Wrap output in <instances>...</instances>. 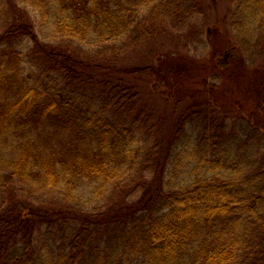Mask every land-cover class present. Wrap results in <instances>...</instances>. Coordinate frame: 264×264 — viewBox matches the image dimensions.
<instances>
[{"label": "trees", "instance_id": "trees-1", "mask_svg": "<svg viewBox=\"0 0 264 264\" xmlns=\"http://www.w3.org/2000/svg\"><path fill=\"white\" fill-rule=\"evenodd\" d=\"M230 3L240 56L224 72L239 87L257 72L263 107L264 0ZM201 9L0 0V264H264V126L210 96L153 105L130 79L144 67L101 61L125 39L193 50ZM192 158L193 179L173 181Z\"/></svg>", "mask_w": 264, "mask_h": 264}, {"label": "rangeland", "instance_id": "rangeland-1", "mask_svg": "<svg viewBox=\"0 0 264 264\" xmlns=\"http://www.w3.org/2000/svg\"><path fill=\"white\" fill-rule=\"evenodd\" d=\"M200 2L202 9L195 22L203 29V36L201 41L196 39L197 41L190 45L193 50L179 49L177 39L181 38L180 35L173 40L159 37L140 46L131 45L125 39L122 41V44L125 41L122 51L113 50L120 48L118 44L110 45V50L101 61L104 64H112L113 73L123 76H126L125 69L144 67V72L131 73L130 79L153 105L172 110L179 98L181 107H185L195 99L202 100L205 96H210L226 108H232L235 117L250 116L264 126V105L257 106V100L250 90V84L258 73L249 74L248 81H243L239 87L232 82L229 83L224 72L230 62L233 63L234 59L240 56L238 48L233 45V39L229 38V14L232 6L230 0ZM33 15L37 20L43 18L40 10H36ZM52 17L51 21L54 19V16ZM52 29L45 27L40 34L47 39L46 36L52 35ZM116 52L119 54L116 55ZM259 67V73L261 71L264 73V61ZM147 69L151 70L146 72ZM216 75L218 79L214 78ZM259 77L260 75L257 78ZM246 83L248 84L243 86ZM257 99L260 102L258 97ZM189 129L193 132L192 126H189ZM196 163L197 159L193 158L191 161L183 160L179 165L178 176L171 179L182 183L191 181L194 176L189 173V166L193 169Z\"/></svg>", "mask_w": 264, "mask_h": 264}]
</instances>
